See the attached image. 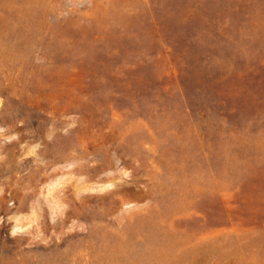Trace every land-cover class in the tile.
Instances as JSON below:
<instances>
[{"label":"rangeland","instance_id":"obj_1","mask_svg":"<svg viewBox=\"0 0 264 264\" xmlns=\"http://www.w3.org/2000/svg\"><path fill=\"white\" fill-rule=\"evenodd\" d=\"M0 264H264V0H0Z\"/></svg>","mask_w":264,"mask_h":264}]
</instances>
